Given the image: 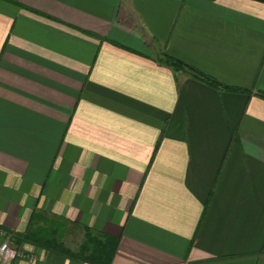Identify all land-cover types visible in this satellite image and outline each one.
Instances as JSON below:
<instances>
[{
  "label": "crops",
  "instance_id": "0c3cea01",
  "mask_svg": "<svg viewBox=\"0 0 264 264\" xmlns=\"http://www.w3.org/2000/svg\"><path fill=\"white\" fill-rule=\"evenodd\" d=\"M34 212L110 264H264V0H0V230L88 264L17 245Z\"/></svg>",
  "mask_w": 264,
  "mask_h": 264
},
{
  "label": "trees",
  "instance_id": "16d2710c",
  "mask_svg": "<svg viewBox=\"0 0 264 264\" xmlns=\"http://www.w3.org/2000/svg\"><path fill=\"white\" fill-rule=\"evenodd\" d=\"M158 62L171 68L174 72L182 71L190 78L204 83L214 89H228L215 79L203 74L173 57L163 54ZM67 231L66 223L46 213L34 212L23 235L16 238V244H28L45 251H52L66 259L88 264H110L114 254L116 242L113 239L84 229L82 240L77 250H70L64 246L62 239Z\"/></svg>",
  "mask_w": 264,
  "mask_h": 264
},
{
  "label": "built area",
  "instance_id": "2783aa9c",
  "mask_svg": "<svg viewBox=\"0 0 264 264\" xmlns=\"http://www.w3.org/2000/svg\"><path fill=\"white\" fill-rule=\"evenodd\" d=\"M17 258L34 260V256L28 250L16 247L9 237L0 230V264H12Z\"/></svg>",
  "mask_w": 264,
  "mask_h": 264
},
{
  "label": "rangeland",
  "instance_id": "374dc122",
  "mask_svg": "<svg viewBox=\"0 0 264 264\" xmlns=\"http://www.w3.org/2000/svg\"><path fill=\"white\" fill-rule=\"evenodd\" d=\"M82 238L80 234L73 233L71 230L70 232H65L64 238L62 239L64 246L69 248L70 250H77L79 243L81 242ZM28 245V244H26Z\"/></svg>",
  "mask_w": 264,
  "mask_h": 264
}]
</instances>
